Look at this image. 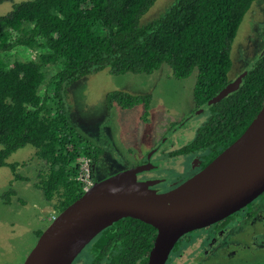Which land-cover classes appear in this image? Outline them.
Instances as JSON below:
<instances>
[{"label":"trees","instance_id":"16d2710c","mask_svg":"<svg viewBox=\"0 0 264 264\" xmlns=\"http://www.w3.org/2000/svg\"><path fill=\"white\" fill-rule=\"evenodd\" d=\"M253 1L174 0L163 16L144 26L137 25V18L155 0H29L13 5L0 15V168H9L15 181H25L15 173L17 165L5 161L15 151L31 147L41 163L33 188L58 214L83 193L76 160L85 158L92 174L104 152L70 120L66 89L103 69L112 76L150 75L165 65L176 80L196 70L192 99L203 107L228 83L229 46ZM16 46L42 48L45 53L25 62L5 58ZM50 67L57 71L48 80L50 96H44L37 91L53 72ZM149 102V95L105 96L107 107L122 110L140 106L146 112ZM263 102L264 50L235 90L206 107L204 125L190 147L222 151ZM13 197L9 187L0 202L9 205ZM154 236L151 226L122 218L98 233L76 259L87 252V264H146ZM260 249H252L247 237L239 238L238 251L234 250L237 264H264V243Z\"/></svg>","mask_w":264,"mask_h":264},{"label":"rangeland","instance_id":"374dc122","mask_svg":"<svg viewBox=\"0 0 264 264\" xmlns=\"http://www.w3.org/2000/svg\"><path fill=\"white\" fill-rule=\"evenodd\" d=\"M24 1L29 0L1 3L0 15H5L11 11L13 5ZM173 1L155 0L137 18V25L144 26L163 16ZM263 48L264 0H254L229 46L231 65L227 74L228 82L248 69ZM7 53L5 58L9 56L25 62L36 60L45 50L16 46ZM50 68L53 72L46 75L38 94H51L48 80L57 69ZM195 79L196 70H193L186 79L176 80L165 65H161L150 75L112 76L107 69H103L82 77L66 89L70 120L78 131L104 149L94 167L95 181L106 179L121 170L137 167L168 125L193 112L195 103L192 90ZM113 92L131 96L149 95L147 111L140 106L128 110H122L115 105L107 107L105 96ZM204 118L205 113L197 115L175 136H191L194 126ZM162 157L160 151L151 158V163L158 165V170H153L150 175L168 179L173 174V161L163 162ZM5 163L16 164L15 173L26 180L15 181L9 168H0V195L9 187L15 194L9 205L0 202V264H22L36 243L35 233L42 232L57 213L52 204L45 202L40 192L33 188V181L41 163L33 157L31 147L25 146L15 151ZM87 261V255L82 253L72 264H87Z\"/></svg>","mask_w":264,"mask_h":264},{"label":"water","instance_id":"95a60500","mask_svg":"<svg viewBox=\"0 0 264 264\" xmlns=\"http://www.w3.org/2000/svg\"><path fill=\"white\" fill-rule=\"evenodd\" d=\"M249 68L200 110L235 90ZM158 147L149 153L145 166L93 182L50 220L22 264H72L98 233L122 218L136 219L155 230L146 264H165L185 234L244 208L264 192V102L238 138L199 172L163 193L150 189L152 183L127 179L149 169V156Z\"/></svg>","mask_w":264,"mask_h":264},{"label":"flooded vegetation","instance_id":"af4514ba","mask_svg":"<svg viewBox=\"0 0 264 264\" xmlns=\"http://www.w3.org/2000/svg\"><path fill=\"white\" fill-rule=\"evenodd\" d=\"M201 108L202 107H198L195 104L193 112L187 117L179 119L172 125H168L160 134L154 147L150 150L151 152L159 146L157 151L149 156V169L147 168L133 176H129L127 179L132 182L152 183L149 186L150 189L157 193H163L175 188L183 181L199 172L219 154L221 151L214 153L211 149L201 150L198 149L197 146L191 148L189 145L190 142L195 140L198 128L204 125L205 118L201 123L194 126L191 136H185L184 134L175 136L191 119L205 113L206 108L200 110ZM198 110H200V113L186 120ZM177 127L179 128L176 129ZM160 151L163 154V162L173 161L174 164H172L171 167L173 174L168 177V179L150 175L153 170H158V165L151 163V158ZM149 153L138 166H145L147 163L146 158ZM82 160L88 163V161L82 157L76 161L80 164ZM94 167L95 166H92L91 174L88 163L89 177L92 175V179L89 177L88 179L92 184L95 182ZM129 169L132 168H127L119 172ZM154 182L156 183L154 184ZM262 195L263 193L244 208L227 217L207 227L185 234L179 240L181 241L179 246L174 249L172 248L165 264H237L239 255L238 252L234 250H237L239 238L243 236L248 238L252 249H260L264 243V229L261 226L263 225L264 227V198H261ZM253 202L255 205H253ZM189 249L190 251H188ZM84 253L87 255V252Z\"/></svg>","mask_w":264,"mask_h":264},{"label":"built area","instance_id":"2783aa9c","mask_svg":"<svg viewBox=\"0 0 264 264\" xmlns=\"http://www.w3.org/2000/svg\"><path fill=\"white\" fill-rule=\"evenodd\" d=\"M88 177H89L88 163L86 161L82 160L81 163L79 164V177H78V179L81 182L83 192L87 191L88 188L92 185V183H90Z\"/></svg>","mask_w":264,"mask_h":264}]
</instances>
